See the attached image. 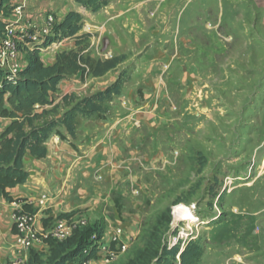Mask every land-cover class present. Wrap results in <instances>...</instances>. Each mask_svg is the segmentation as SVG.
I'll return each mask as SVG.
<instances>
[{
    "label": "crops",
    "instance_id": "1",
    "mask_svg": "<svg viewBox=\"0 0 264 264\" xmlns=\"http://www.w3.org/2000/svg\"><path fill=\"white\" fill-rule=\"evenodd\" d=\"M22 1L14 0L13 3L15 5ZM115 1L116 3L111 2L105 10L98 11L94 15L90 14L89 21H85L79 35H89V47L85 53L92 60H95L96 56H98L96 60L100 61L118 59L117 53L121 51V54L127 52L130 60L136 58V64H129L126 67L124 65L126 60L118 59L117 66L101 77L93 78L85 75L81 79L80 75H75L72 77L73 82H66L64 87L59 84L58 90H62L61 93L57 91L59 98L54 100L52 106L46 108L55 106L64 96L84 98L92 95V89H87V86L94 80H103L106 86L99 90L103 91L117 80L119 74L128 76L141 73V75L149 74L151 78H141V84L137 82L136 86L124 83L119 96L114 97L108 102L109 105L107 104V106L119 104L118 115L114 116L112 111L115 107L111 106L107 110L112 114L105 120L93 121L77 116L74 123V138L70 139L73 147L67 141L52 136L46 143L47 155L44 159L35 160L29 156L25 159L28 170L27 181L12 189L10 194L14 200H24L23 204L33 205L34 229L37 232L49 231L43 228L42 219H56L60 214L74 212L76 219L84 221L85 217L102 219L103 239L111 237L116 227L123 230L124 243L135 239L141 223V199L132 200V198L133 191L141 195V173L150 170L155 164L159 166L157 168L164 169L168 162H171L167 154L159 148L160 136L166 139L171 134L174 135L172 123L174 125L178 117L183 121L195 118L196 113L191 111V102L187 99L191 91V84L188 82L209 83L203 71L208 72L210 41L205 44L208 37L203 33L198 35V32L192 31V24H186L181 32L172 17L173 8L178 0H137V2L131 0L130 4H126L127 7L119 2L120 0ZM55 6L53 2L26 0L25 18L44 22V13L49 10L48 8ZM75 12L82 16L88 15L81 7ZM158 12L163 17L158 16L150 20L149 14ZM102 13L105 14V18L98 20L96 25L93 24L91 20L99 18ZM63 17L59 20L61 21ZM96 32L100 33V39L103 35V47L100 53H97L94 47L100 40L94 36ZM197 42L203 44L198 45ZM62 44H64L62 51L76 49L74 39L65 40ZM21 58L24 66L25 57L21 56ZM162 58H167L164 59L165 64L162 63L167 64L166 66L158 65ZM42 62L45 65H52L55 56L49 55L46 59L47 63L43 60ZM167 72L173 76L178 75L177 85L159 83L153 78L155 75ZM76 76L79 78L77 79ZM212 76L214 82L220 83L218 74L213 73ZM218 91L212 90L216 99L211 98L210 94L207 99L211 100L213 112H216L214 117L222 120L225 113L222 114V109L220 111L218 105L216 106L220 103ZM221 95L225 96L224 91ZM222 101L221 104L224 105V98ZM63 104L67 106L64 102ZM171 107L176 110L170 112ZM59 116L60 114L56 118ZM260 180H263L262 175L255 177L254 183L257 184ZM41 196L47 198L45 208L36 206ZM129 198L132 200L130 203L134 212L117 213L115 200L119 205L122 201H129ZM21 207L22 204H9L0 198V264H23L27 260L29 251L17 244L12 233V215L15 211L21 210ZM243 210L246 212L240 214L245 216L241 218L246 219V222L241 228H233L232 231L236 238L240 237V240L234 239L233 246L221 249L223 252L229 250L227 253L231 252V257L238 258L239 264H254L246 259L256 255L253 252L254 246L259 247L258 243L262 241L261 238H254L252 232L258 225L259 219L264 217V205H260L256 197L252 198L251 195ZM223 255L228 256L226 253Z\"/></svg>",
    "mask_w": 264,
    "mask_h": 264
},
{
    "label": "rangeland",
    "instance_id": "2",
    "mask_svg": "<svg viewBox=\"0 0 264 264\" xmlns=\"http://www.w3.org/2000/svg\"><path fill=\"white\" fill-rule=\"evenodd\" d=\"M38 1L56 4L44 13V22L24 18L16 23L14 7L8 17L2 18L7 25H12L10 29H14L13 33L16 38H19L21 29L26 34L23 41H19L20 54L23 57H26V49L31 50L34 45H41L46 38L50 37L44 34L47 15H51L55 23H58L62 16L79 9L74 0ZM111 2L116 3L115 0H110L106 7ZM119 2L127 7L126 4H130L131 0H120ZM106 7L101 10H105ZM87 13V16H83V25L85 21H89L90 14L94 15L97 12L87 11ZM152 14L148 16L150 20L161 16L159 12ZM100 15L99 18L91 20L93 24L96 25L98 20L105 18L104 13ZM172 17L176 20L181 32L186 24H192V31L198 32V35L203 33L208 37L205 41V44L210 41L208 72H203L205 78L208 77L209 83L188 82L191 84V91L187 99L191 102V111L196 113L195 118L183 121L178 117L175 124L172 123L175 130L174 135L171 134L166 139L160 136L159 148L167 154L171 162H168L164 169L157 168L159 166L155 164L150 170L141 173V195L136 193L132 198V200L141 199V223L137 236L125 243L127 248L117 259L105 262L104 252L100 249V256L91 264H125L128 259L132 258L134 251L141 247L143 227L146 229L147 225L152 224L165 209H170L172 220L170 230L166 235V242L172 243L173 237L178 233H181L182 237L179 240L180 246L195 237L192 241H197L203 249V255L196 264H239L238 258L231 257L232 253H227L229 250L223 252L221 248L230 247L234 239L240 240V237L236 238L232 231L233 228H241V225L246 222V219L241 218L240 212L245 211L243 209L246 208L251 195L252 198L256 197L260 205H264V0H178L173 8ZM33 34L37 37L35 41L31 39ZM94 36L97 40L100 39L99 32H96ZM102 37L103 35L94 46L97 53H100L103 47ZM27 40L31 42L25 44ZM88 41L89 39L87 43ZM197 43L198 45L203 44V42ZM63 45L54 42L42 48L41 60L47 63L46 59L49 55L56 56L63 52L61 50ZM125 53L118 52V59L126 60L124 64L126 67L129 64H136L137 59L130 60L129 54ZM97 58L98 56L95 60ZM164 59L167 58H162L159 66L167 65H163L165 64ZM213 73L219 75L220 83L213 81ZM73 76L63 80L64 83L63 81L60 83L62 87L66 82H73ZM150 76L149 74L141 75V73L128 76L119 74L117 79H120L121 87L124 83L136 86L137 82L141 84V78H151ZM76 78L79 77L76 76ZM153 78L159 83L178 84L176 82L178 75L173 76L168 72L160 73ZM105 86L103 80H94L88 83L87 89H92L95 94ZM212 90L220 91V93L218 91L220 103L216 106L218 105L220 111L222 109V114L225 113L222 120L214 117L216 112H213L211 100L207 99L209 94L211 98L216 99ZM58 91L62 92L61 89ZM222 91L225 94L223 97ZM59 93L53 95V100L59 98ZM114 97L116 96H113L111 100ZM223 98L224 105L221 104ZM79 99L82 98L75 96L68 106ZM108 102L101 105L100 119L86 118L98 121L107 119L112 112L114 116L118 115L119 104L111 105L112 108L115 107V110L108 113L107 109L111 107L107 106ZM53 107H55L54 112L47 117L48 119L68 109L64 106L62 99ZM53 107L46 109L51 110ZM175 110L171 107L170 112ZM8 124V120L0 119V134ZM259 175H262L263 180L255 184V177ZM132 200L129 198V201H122L118 205L117 213H131L133 211L130 203ZM180 205L191 212L193 219L188 220L185 215H182L186 220L176 221L174 211ZM85 221L86 225L82 228V232L87 245L102 243L97 235L103 231V220L86 219L85 217ZM53 225L54 223H50L47 230ZM252 235L256 239L261 238L262 241L258 243L259 247L254 246L255 251L253 252L256 255L246 260L254 264H264V217L259 219ZM108 238L110 239V237L101 239L106 244ZM31 248L44 252L47 250L43 243H34L29 246L30 250ZM224 253L228 256L223 255Z\"/></svg>",
    "mask_w": 264,
    "mask_h": 264
},
{
    "label": "trees",
    "instance_id": "3",
    "mask_svg": "<svg viewBox=\"0 0 264 264\" xmlns=\"http://www.w3.org/2000/svg\"><path fill=\"white\" fill-rule=\"evenodd\" d=\"M14 0H0V36L6 23L2 18L8 17L12 11ZM82 9L95 13L105 8L110 0H74ZM84 18L80 13L68 12L63 19L55 23L50 37L41 45L26 49L25 65L15 78L0 69V119L9 121L0 134V198L9 204H22L21 211L35 214V210L24 200H14L10 191L25 184L28 170L25 159L29 156L42 160L47 155L46 143L52 136L61 141H67L73 147L70 139L75 134V118L77 116L101 118V105L117 96L121 89V81L117 79L105 90L82 99L64 96L62 101L68 106L58 118L47 117L53 114L55 107L46 110L54 103L53 95L58 91L59 84L73 75L93 78L101 77L114 69L119 60H92L85 51L88 48L89 35H79ZM75 40V50L63 51L55 56L52 65H45L41 58L42 48L54 42ZM30 43L29 40L25 44ZM20 48V47H19ZM69 98V100H68ZM115 207L118 205L115 200ZM119 212V211H118ZM76 213H63L56 219H42L46 230L50 223L59 219H71ZM170 209H165L153 221L141 230V247L136 249L132 258L125 264H196L203 255V249L197 241L186 242L182 251L176 245L167 248L166 235L170 230ZM145 226V225H143ZM12 233L16 234L15 225ZM101 240L102 231L97 235ZM46 252L29 250L24 264H83L95 258L97 245L89 246L85 242L84 233L78 230L63 241L51 238L43 239ZM178 262V263H177Z\"/></svg>",
    "mask_w": 264,
    "mask_h": 264
},
{
    "label": "built area",
    "instance_id": "4",
    "mask_svg": "<svg viewBox=\"0 0 264 264\" xmlns=\"http://www.w3.org/2000/svg\"><path fill=\"white\" fill-rule=\"evenodd\" d=\"M25 2L23 0L19 4L14 5V17L16 19V23L23 20L25 18ZM45 26H44V34L51 35V30L55 25V20L51 15H47L45 19ZM12 25H5L4 31L0 36V69L3 70L9 78H15L18 75V72L23 67V60L20 54V46L19 41H23L26 34L24 33L23 29H21V33L19 34V38L14 36L15 31L14 29H10ZM18 27V26H17ZM36 35L33 34L31 39L35 41ZM65 41V40H63ZM63 41L57 42L58 45H61ZM31 42V41H30ZM42 42V41H41ZM136 191H133V194H136ZM47 203V198L45 196H41L37 201L38 208H45ZM32 209L33 205L29 204ZM34 210V209H33ZM12 221L15 225L16 234L15 239L17 244L21 246L24 250L29 251V246H32L34 243H43V239L51 238L56 241H63L66 240L73 231L78 230L81 231L82 228L85 227V221L81 219L71 218V219H59L54 222V225L48 232L41 231L38 233L34 229V222H35V214H30L23 212L21 210H17L12 215ZM172 224V220L170 225ZM176 226H178L176 224ZM123 230L120 227L114 228L109 242L107 244L103 243V239H101L102 243L94 244L97 245V253L95 254V258L85 262L83 264H91L96 258L100 255L99 250L101 249L104 254L103 258L105 262L113 261L117 259L122 253L125 252L127 246L122 241ZM195 237L191 238L192 240ZM181 233H178L175 237H173L172 243L170 241L166 242L167 248L171 249L172 247L179 245V240H181ZM191 240V241H192ZM98 241V240H97ZM186 243V242H185ZM182 243L180 246V250L185 245ZM93 246V245H89ZM32 249V248H31Z\"/></svg>",
    "mask_w": 264,
    "mask_h": 264
},
{
    "label": "bare ground",
    "instance_id": "5",
    "mask_svg": "<svg viewBox=\"0 0 264 264\" xmlns=\"http://www.w3.org/2000/svg\"><path fill=\"white\" fill-rule=\"evenodd\" d=\"M182 215H185V218L190 220V219H193V216L191 214V212L187 209H185V207L183 206H178L175 208V211H174V217L176 219V221H181V220H186L184 219ZM184 246L182 247L181 251L183 250Z\"/></svg>",
    "mask_w": 264,
    "mask_h": 264
}]
</instances>
